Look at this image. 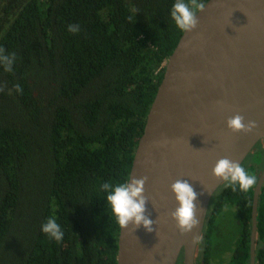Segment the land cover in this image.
I'll return each instance as SVG.
<instances>
[{"label":"trees","instance_id":"trees-1","mask_svg":"<svg viewBox=\"0 0 264 264\" xmlns=\"http://www.w3.org/2000/svg\"><path fill=\"white\" fill-rule=\"evenodd\" d=\"M174 2L0 0V47L17 57L12 72L0 66V264H117L120 227L101 185L128 181L164 64L183 33L170 17ZM219 208L215 196L211 224L224 214ZM248 209L238 216L247 232ZM52 217L64 233L59 242L41 231ZM257 228L261 247L263 215ZM230 239L206 234L205 264ZM228 264H249L248 237ZM255 264H264L261 248Z\"/></svg>","mask_w":264,"mask_h":264},{"label":"water","instance_id":"water-1","mask_svg":"<svg viewBox=\"0 0 264 264\" xmlns=\"http://www.w3.org/2000/svg\"><path fill=\"white\" fill-rule=\"evenodd\" d=\"M198 24L183 31L164 64L162 80L136 146L128 180L147 177L142 226L119 229L117 264H194L209 203L222 180L212 175L220 158L241 164L255 145L264 147V0H208ZM253 120L250 133H233V115ZM186 180L198 194L197 225L181 234L171 217L177 207L170 184ZM255 188L250 262L255 264L257 199Z\"/></svg>","mask_w":264,"mask_h":264},{"label":"clouds","instance_id":"clouds-1","mask_svg":"<svg viewBox=\"0 0 264 264\" xmlns=\"http://www.w3.org/2000/svg\"><path fill=\"white\" fill-rule=\"evenodd\" d=\"M204 7L205 5L199 0H190V3H186L185 0H175L170 10V17L177 28L191 31L198 24L197 11H202ZM79 30L78 24L68 26V31L71 33H77ZM16 59L14 53L8 54L0 47V66H3L4 71L12 72ZM15 89L17 93L23 91L19 85H16ZM0 91H3V87H0ZM226 126L233 133H250L257 127V123L253 120L245 123L244 117L236 114L226 120ZM211 172L214 177L224 182L226 188H231L233 191L247 192L257 182L255 175H250L241 164L228 158L218 159ZM146 180L147 177H140L131 178L125 183L114 185L112 182H106L101 185V190L106 193L105 203L121 229L129 228L131 225L132 231L139 226H142L146 232L153 231L154 221L145 215V204L148 201L144 195ZM169 190L177 204L171 217L181 234L189 233L198 223L195 203L198 194L183 179L172 182ZM41 231L56 242H59L64 235L54 217L46 219L41 225Z\"/></svg>","mask_w":264,"mask_h":264},{"label":"flooded vegetation","instance_id":"flooded-vegetation-1","mask_svg":"<svg viewBox=\"0 0 264 264\" xmlns=\"http://www.w3.org/2000/svg\"><path fill=\"white\" fill-rule=\"evenodd\" d=\"M260 148L263 149L262 156L259 154ZM241 165L245 168V170L250 175H255L257 177V182L251 189L247 192H241L239 190L233 191L231 188H226L224 186V182L218 187L215 191L213 197H218L220 199V208L219 212L223 211V215H214L212 216L213 221L211 224V220L207 221V214L204 221L203 230L200 236V239L197 244L194 264H205L206 258L204 257V251L208 249L206 245H204L203 238L209 232H214L216 235L222 237V240L227 239L231 240L230 237H234L231 245L228 249L224 250L222 248V252L218 253L216 256H221L218 263H214L212 260V264H228L231 260L233 251L235 249V243L240 240L241 238H249V262H250V237H251V225H252V209H253V201H254V193L255 188L261 178L262 171L264 169V147L263 142L259 141L253 151H251L248 156L244 159ZM254 168V169H252ZM225 196H227L225 198ZM210 200V203L212 201ZM209 203V206H210ZM248 204L250 206V221L248 222V232L245 227H243V222L238 218V216L244 217L246 211L248 209ZM209 210V207H208ZM263 215L264 218V180L262 182L260 191L258 193L257 199V223L258 217ZM247 220V218H246ZM264 234V232H263ZM259 231L256 227V240H255V260H256V252L259 248L264 250V243H262L259 247ZM220 240L217 245L222 244L223 242ZM221 249V248H220ZM215 256V257H216ZM227 256L226 260L224 261L223 258ZM180 259L183 264V252L181 251L176 264H180Z\"/></svg>","mask_w":264,"mask_h":264},{"label":"rangeland","instance_id":"rangeland-1","mask_svg":"<svg viewBox=\"0 0 264 264\" xmlns=\"http://www.w3.org/2000/svg\"><path fill=\"white\" fill-rule=\"evenodd\" d=\"M220 257H221V256H219V257H218V256L214 257L213 262H214V263H218V261L220 260ZM226 258H227V256H225V257L223 258V260L225 261Z\"/></svg>","mask_w":264,"mask_h":264}]
</instances>
